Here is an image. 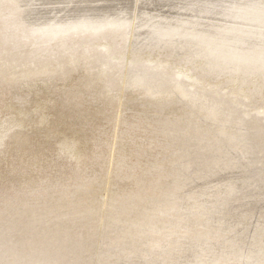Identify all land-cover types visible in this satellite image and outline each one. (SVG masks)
<instances>
[{
  "label": "bare ground",
  "instance_id": "obj_1",
  "mask_svg": "<svg viewBox=\"0 0 264 264\" xmlns=\"http://www.w3.org/2000/svg\"><path fill=\"white\" fill-rule=\"evenodd\" d=\"M83 104L117 105L110 158L57 130ZM263 104L264 0H0V264H264Z\"/></svg>",
  "mask_w": 264,
  "mask_h": 264
},
{
  "label": "rangeland",
  "instance_id": "obj_2",
  "mask_svg": "<svg viewBox=\"0 0 264 264\" xmlns=\"http://www.w3.org/2000/svg\"><path fill=\"white\" fill-rule=\"evenodd\" d=\"M250 1L257 2V0H250ZM143 7H147V9H151L152 6L151 5L149 6L148 4ZM166 53L167 51H165V54L161 56L160 58H163V59L166 58L164 62L167 63L168 65L173 64L175 61L169 60ZM192 74H194V76L192 77H196L195 72H192ZM121 76H123L122 73L119 74L120 78ZM77 80H78V76L76 75L70 79L69 84H74L77 82ZM203 83H206V85H209L211 83V80L209 78L203 79ZM42 86L43 85L40 82H35L31 88L38 89V88H41ZM42 92H45V91H42ZM42 92L40 90H35V91L26 92V93H13V94H16V98H14V100H16V108H14V106H10V110L6 108V112H5L6 114H14L15 118H18V116H20V118L18 119L23 120L25 124L22 128H19L17 130H19L20 133L27 134L29 137H32L33 140L43 138L45 136L44 131L37 130V128L35 129L33 126L29 125L27 120L24 118L26 116H23L21 114L30 113L38 109V112L36 115H39L42 113L46 114L48 122L56 126V122H55L56 119L54 116L51 115L53 112L52 103L48 100L52 96V94H48V96H44L45 93L42 94ZM118 93L126 97L122 89V79L118 82ZM10 98H12V95L10 96ZM128 98H129L128 107L130 108V110L128 109V111H126L127 114L139 115L142 108L136 102L135 96L134 95L128 96ZM42 100H44V102H42ZM261 106L262 108H264V104ZM86 107L87 106L83 104L79 106L77 105L76 107L72 108L71 112L74 114L75 117H73V114H72L71 117H68L69 118L68 121L64 123L62 122V119H60V123L58 125L59 127L58 128L56 127V128L57 130L60 131L62 136L71 138V139L73 136L75 139H78L79 149L87 152L89 150L88 149L89 146H91V142L93 141V138H96L98 136L97 135L98 129L104 126V128H107L108 130L107 136H106L108 140V145L105 150H106L107 157L110 158V155L113 153V150H114V147L113 149H111V143H112L111 135L113 133V128H114L113 126L115 123V117L117 116L118 107L117 105H114L112 107L111 109L112 112L108 119L110 121L108 122V127L107 125L104 124V122L108 120H105L101 117V114H100L101 113L100 111H102L101 109L100 111L95 110L96 111L95 112V111H88L89 109ZM149 109L150 111L149 113H147V117H148V120L150 121H154L157 119V120H165L166 123H171L175 121L178 118V116H180L181 114V109L178 108L177 106L167 107V108H164L158 111H156L154 108H149ZM131 110H136V112H131ZM68 125L69 126L71 125L73 129L67 128ZM64 130H66V132H64ZM30 141L31 142L29 143L31 144V146L29 145L30 147L28 148L27 151H29L30 153L37 152L39 150V145H37L35 141H32V140ZM118 146H121L126 149V144L124 143H122V145L121 143H118ZM44 158L46 157H43L41 161L34 162L35 164L33 163V165L31 166L39 167V164L42 165V163L45 162ZM107 166H109V162L104 164V167H103L104 170L105 168H107ZM8 167L9 166L7 164V161L2 160L0 162V172ZM5 171L6 170L1 172V174L4 175ZM53 173L56 174L58 172H56V169H54ZM1 184L2 183H0V186ZM103 193H104L103 188L98 190V196L100 198H102Z\"/></svg>",
  "mask_w": 264,
  "mask_h": 264
}]
</instances>
